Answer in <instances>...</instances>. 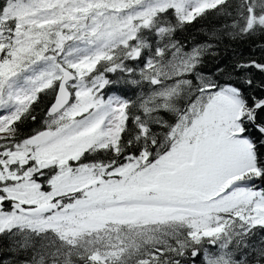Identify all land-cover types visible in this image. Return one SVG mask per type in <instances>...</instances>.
<instances>
[{"label":"snow or ice","instance_id":"1","mask_svg":"<svg viewBox=\"0 0 264 264\" xmlns=\"http://www.w3.org/2000/svg\"><path fill=\"white\" fill-rule=\"evenodd\" d=\"M0 264H264V0H0Z\"/></svg>","mask_w":264,"mask_h":264},{"label":"trees","instance_id":"2","mask_svg":"<svg viewBox=\"0 0 264 264\" xmlns=\"http://www.w3.org/2000/svg\"><path fill=\"white\" fill-rule=\"evenodd\" d=\"M200 28L201 25H195L190 27L188 31L179 34V39L187 40L190 43L201 39ZM209 67L211 66L209 65Z\"/></svg>","mask_w":264,"mask_h":264}]
</instances>
